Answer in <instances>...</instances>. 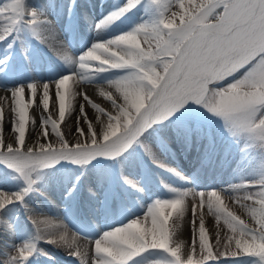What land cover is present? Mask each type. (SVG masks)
I'll return each mask as SVG.
<instances>
[{
  "label": "snow or ice",
  "instance_id": "1",
  "mask_svg": "<svg viewBox=\"0 0 264 264\" xmlns=\"http://www.w3.org/2000/svg\"><path fill=\"white\" fill-rule=\"evenodd\" d=\"M141 2L127 0L125 7L106 17L102 24L115 23ZM174 2L179 4L181 13L172 12L169 16ZM26 3L27 0H8L0 5V41L29 27L61 59H69V51L55 33L41 28L49 22L29 10ZM154 3L161 9L159 21L96 43L75 61L78 71L74 74L50 84L4 90L9 95L0 97V163L14 169L26 188L23 193L0 192V212L23 202L34 190V174L38 170L60 161L83 165L98 157L118 160L154 124L168 119L189 101L222 117L234 134H246L253 141L264 143V0H207L203 4L189 0L187 7L184 0ZM242 69V76L229 80ZM105 72L119 75L103 85L94 84L97 75ZM69 81H73L71 89ZM90 85L99 87L98 100L81 90ZM26 89L30 90L28 102ZM78 99L82 103H77ZM50 100L56 118L48 111ZM6 101L10 125L7 136L3 127ZM33 104L43 115L35 114L30 119ZM62 124L71 139L61 130ZM143 147L151 156V150ZM154 163L159 166L158 161ZM125 182L136 187L131 181ZM168 191L174 193V198L157 199L142 218L94 240L95 264H140L146 253L156 251L171 257L163 264H207L213 257V248L203 214L197 224V207L206 208L227 227L229 234L222 245L225 254L230 250L233 257H253L257 264H264V174L232 189L233 194H239L236 202L247 210L253 226L230 210L220 192L191 190L195 203L187 247L192 255L199 249V260L183 251L185 242L176 239L169 228L173 215L178 224L188 212L185 202L189 190ZM31 220L41 239L47 237V243L70 247L67 226L62 222L57 227L64 235L57 237L44 233L43 226L54 223L51 218L36 216ZM221 244L217 233L216 245ZM33 252L32 246L22 245L12 257V264H22Z\"/></svg>",
  "mask_w": 264,
  "mask_h": 264
},
{
  "label": "bare ground",
  "instance_id": "2",
  "mask_svg": "<svg viewBox=\"0 0 264 264\" xmlns=\"http://www.w3.org/2000/svg\"><path fill=\"white\" fill-rule=\"evenodd\" d=\"M7 2H8V0L0 3V5H3ZM82 3H83L84 8H85V15L88 14V7L90 6L91 16H93L95 14L98 15L101 13H106V11H111L114 8V6L118 4V1H116V0H90L89 2H85V0H82ZM184 3H185V7H187L189 0H185ZM26 7L28 8V2L26 3ZM48 8H50V7H48ZM178 9L181 11L180 8H178ZM50 12H52L53 14H59L60 16H64V13H60V10L53 9ZM107 13H109V12H107ZM114 13L115 12L110 13L106 16L104 14L101 21L103 22L106 17H109L110 15H112ZM85 15H83L82 13H79L75 22H72V24H70L69 26H68V22L66 24L64 23L66 29H63V30L65 32H67V34H69V35H70V33H75V42L76 43H78L80 41H87L90 38L91 33H92V36L94 35V44L93 45L88 44V47H87L90 50L93 48V46L96 43L106 42V41H109L111 39L118 38L120 35L128 34L131 32V30H129V29L127 31H124V29L127 25V22H128V17H126L123 21H121V22L118 21L116 23H112L111 25L105 26L102 24V27L96 33H93L91 31V20L90 21L88 20V18L90 16L89 15L85 16ZM43 19H45L47 21L48 18L43 17ZM145 25H146V23H145ZM61 26L62 25H60V27ZM41 28H49L51 31H53L55 33L56 38L58 37L59 34L62 33V32H58L57 30L55 31L54 27L51 24H50V26H48L47 24H42ZM17 34H15L12 37H8L7 39L4 40L5 44L3 45V48H5V50H6L8 45L15 42ZM62 34H64V33H62ZM38 43H40V44L42 43L39 38H38ZM43 44H45V43H43ZM45 46H46L45 49H43V51L40 50V52L32 50L31 48L25 49L26 52L29 51V52H32L33 54H35L32 56V58H33V60H35V65L37 68L42 70L43 67H45L48 64L46 51L50 50L54 53V55L56 57V58L53 57L54 59H56L55 61L57 62V64L54 65V67H56L59 62H63L64 64H66V67H67L65 75H62L59 78H62L63 76H67L69 74H74L75 72L78 71L77 63L75 62L77 60V53H75V50H73L72 48L69 49L66 47L70 53V58L65 60V59H61L57 55V53L55 51H53V49L51 47H49L47 44H45ZM87 48L85 50H87ZM85 50L82 52H85ZM7 51L11 52V53L12 52L15 53L18 51V49L12 46V47H8ZM36 56L38 57V59H36ZM61 67H63V66H59L58 68H61ZM7 69L11 72L9 75H7V77H5L4 75H0V97H6L9 95V93L5 92L4 90H6V91L7 90H14V89H18L20 87L28 86L31 84H50L52 82H57L59 80V78H55V77L52 79H46L45 80L42 76H40V79L35 80L34 78H32L30 76V74H28L24 70L12 72L15 69L14 62L9 63V65H7ZM117 75H119V73H110V72L100 73L99 75H97V77L93 83L97 84V85H103V84L107 83L108 81L114 79ZM21 80L22 81H31V82H28V85L19 84L20 82H22ZM16 81H18V82H16ZM72 85H73V81H69V88L70 89H71ZM81 90L88 92L89 95H91L94 99L98 100V97L96 95V93L99 91L98 86L90 85V86L82 88ZM37 94L40 95L39 92ZM25 99H26V102H28L31 99L30 90H28V89H26V92H25ZM37 99H39V97H37ZM77 103H82V101H80L78 99ZM3 107L5 109V122L3 125L4 135L7 136L8 128L10 126L8 123V120H7V114H8V102L7 101L4 103ZM85 107L91 112V109L87 105H85ZM29 111H30V119H31V116L35 115V114L43 115V113H41V110L35 107V104H33L30 107ZM48 111L53 116V118H56V112L52 107L51 100H50V107H49ZM66 119H67V117H66ZM61 130L65 132V135L67 138H69V139L72 138L71 134L68 132L67 129L64 128L63 124L61 125ZM29 131H31V124L29 125ZM172 134L175 135L174 132H172ZM184 144H185L184 142H178L177 143L176 153L178 156H179V152L184 154L185 151L189 150L188 148H184V146H183ZM157 158L159 159V166L156 164V168H157V172H160V175H163V172L160 170L161 166H164V168H163L164 170L169 169V170L173 171V169L170 165L173 163H178L180 160L179 157H177L172 152L162 153V157H157ZM165 158L167 159V161L165 160ZM184 158H185L184 160H186L188 162L189 166L194 171L196 170L197 175H202V172L204 170L207 178H211L213 176L215 178V182H220L221 180H224L226 178L229 179L230 181L227 182L228 184H227V186H225V188H222L221 191H219L220 188L217 187V185L201 184L204 182L203 180L200 181V184L196 183L194 181L186 184V182H183V180L175 173L173 174V176L170 175L173 178L172 180H170V182L167 180H163L162 183H159L157 178H155L154 172L152 171V173H149L147 175L149 178L148 183L150 186H152L156 189H145V191H151L152 193H159L162 191L164 193H168L169 196L166 199L174 198V193L169 192L168 188H174V189L181 190V191L189 190V195H191V190H195L197 192H200L201 190H205V192L217 191V192H220L222 196H224L225 203L228 205L230 210H232L235 213H238L241 216V218H243L245 220L247 219L246 218L247 213L245 211V208H241L238 205H236L234 203V202H236V197H232L233 196L232 189H234L232 182H235V181L231 178L235 177L237 173L231 168V166H227L226 168H223V162L216 163V164H209L211 162V160L205 161V158L198 157L193 153L187 154L186 157H184ZM95 160H109V158L98 157V158H94L92 161H95ZM206 162H208L209 165L205 171ZM57 163H60V164H67L68 163L70 165H77L78 164L76 162H68V161H60ZM5 169H7V167H2V165H0L1 171H5ZM220 173H221V175H219ZM178 174L181 175V173H178ZM205 175H202L204 179H205ZM128 178L131 180H129ZM128 178L126 180L131 181L133 183L136 181L132 177H128ZM135 178H137V177H135ZM126 185H127V187H123L122 189L124 190V192L128 193L127 197H131L134 193L138 192V187H133L129 183H126ZM0 187H6L4 189V190H6L5 193H9V194H15L16 191H18L20 189V188H17V186L15 184H7V183H0ZM85 189L87 190L88 198H86V197L81 198V203L85 206V208L90 213H92L94 215L95 219L100 220L102 222H107L113 218H118L120 215H122L126 212H130V210L134 211V210H140L141 209V204L135 203V201L130 199V201H128V203H127L129 208H126L123 203L116 204L114 202L112 207H108V208L105 207L104 209H102L100 211V214H98L95 211V208H93V202L95 200H94V196L91 193V190L87 187ZM55 193H58V191H55ZM227 194L232 195V196L228 197ZM146 196H147V193H142L140 195V198L145 199ZM33 198H34L33 195L30 194L27 197H25L24 201L21 203L25 204L26 199L28 201H31V200L33 201ZM41 201L47 205L46 199L42 198ZM185 203L188 206V212L185 214L183 219L181 221H179L178 224L175 223V220H176L175 215L172 216V218L170 219L171 230L174 232L176 239L185 242L186 247L183 251L188 252L189 255L191 256V258L199 260L200 259L199 249L197 248L196 254L192 255L190 252V249L187 247V244L190 241V238L192 236V220H191V218L193 216L192 207H193L195 202L190 200V199H187ZM32 204H28L24 207V212L29 214L30 220L32 217L43 216V217H49L54 221L53 224L43 226L45 235H47L49 232L54 233L57 237L60 235H64V233L60 231V229H59V227H57V225L62 222L63 225L67 226V240H68V245H70V247L69 246H56V245L47 243L45 241L47 239V237H45L44 239H41L40 233H39L38 229L32 223V220H31L30 224L28 222H25L27 225V229L29 231H34V235H36V238L37 239L39 238L40 248L50 250L53 255H57V254L62 253L67 258L74 259L77 263H79V261L80 262L84 261L85 264H90V262H95L94 257H88V255H87L91 251L90 245L85 244L82 241V239L80 238V235L77 234L76 232L72 231L69 228V226L63 221V217L70 218L71 217L70 214H67V213L61 214V213L57 212L54 208H53V212H50L47 207H43V211L47 212V214H48V215H45L43 213H38V211H42V208L39 207V205H32ZM115 206L119 207V210H118L119 213L117 215L115 214L116 213V211H115L116 207ZM36 213L39 215H35ZM203 213L201 212L200 208L197 207V209H196L197 224L199 223V215H201ZM211 221H212L211 219L204 216V222H206V224L209 227L212 225ZM0 222H2V221H0ZM205 227H206V229H209V227H207L206 225H205ZM110 230L106 229L103 231V233L110 231ZM218 233H219V237L222 241V244L216 245V249L218 250V248H221L225 252L222 245H223V243L226 242L227 235H225L224 233H221V232H218ZM215 234H214V239L217 238V235H215ZM0 235L5 238L4 233L0 232ZM4 238L0 237V245L4 241ZM214 239L211 238V240H212L211 242L213 244H216V242H214ZM43 242H46V244ZM71 248H73V249H71ZM77 252L79 253V255H76ZM227 255H231L230 250L227 253ZM182 257H183V253H182Z\"/></svg>",
  "mask_w": 264,
  "mask_h": 264
},
{
  "label": "rangeland",
  "instance_id": "3",
  "mask_svg": "<svg viewBox=\"0 0 264 264\" xmlns=\"http://www.w3.org/2000/svg\"><path fill=\"white\" fill-rule=\"evenodd\" d=\"M144 1V2H143ZM152 1V2H151ZM143 3V4H141ZM137 7H139L138 9H142L141 13H144L146 15L149 14V20L148 23L150 22V24H154L157 21H159L160 17V7L153 9L154 6L157 3H154V0H142ZM127 5V0H122L121 3L118 5L117 10L125 7ZM135 7V8H137ZM133 16H136V14H133ZM139 17H141V14L139 15ZM245 70H241L240 72H238L236 74L235 77H230L229 80H233L236 78H239L240 76L243 75ZM196 106H198L200 108V110H191L193 108H195ZM190 111H195V118L198 121H202L205 118V113L206 116H208L209 118H213V119H218L224 121V119L220 116H217L215 114H213L212 112H210L204 105L202 104H197L194 101H189L186 105H184L183 107H181L177 112H184L187 113ZM176 112V113H177ZM175 113V114H176ZM205 123H208L207 121ZM251 139L248 135L246 134H239V138L237 139V143L235 145H232L231 142H225V145L223 147L224 153L222 154L223 157H226L227 155L232 156L228 161L232 162L233 161V165L235 166L234 171L237 173V175L235 177H233L236 186L242 185L247 183L248 179L245 178H255L256 180L262 175L264 174V157L262 156H257L259 154H263L264 151L262 153L260 152H256L255 151H251L253 153V157L250 156H246L245 155V143H247L248 146H250V141L253 142V140L251 139L250 141H246V139ZM258 143V145L260 146L259 149L264 150V143L261 142H256ZM239 156V157H238ZM256 156V157H254ZM244 162L246 163V165H241ZM241 166V169L243 171V174H241L238 171V167ZM235 186V187H236ZM237 194H233L232 197H236ZM231 195H228V197ZM246 213L247 210L245 209ZM147 210L143 209L140 212V218H142L144 215H146ZM238 214V213H236ZM239 215V214H238ZM206 217H208L209 219H211V223H212V227L208 226L205 222V225L207 227H209V229H206V232L209 236V243L210 246L213 248V257L211 259L207 260V264H257L256 258L253 257H247V256H236L233 257L231 255H227L225 254V252L221 249L218 248V250L216 249V244H213L211 241V238L214 239V234L217 235L218 232L224 233L225 235H228V229L227 227L223 224L222 221L217 222L216 218L209 212L205 213ZM138 217V218H139ZM247 219L245 220L246 222L249 223L250 226L252 225V221L249 219L248 215L246 217ZM137 219L136 215L134 216H127L123 219H121L120 222H118V226L117 227H121V226H126L129 222H131L132 220ZM192 220V218H191ZM206 221V220H205ZM116 227V228H117ZM169 228L171 230V223L169 220ZM214 242H216V239H214ZM217 254H219V258L217 259ZM171 259L167 257V254L162 253V252H152V253H146L144 257H142L140 259V264H163L164 261ZM228 259V260H225ZM225 260V261H223Z\"/></svg>",
  "mask_w": 264,
  "mask_h": 264
}]
</instances>
